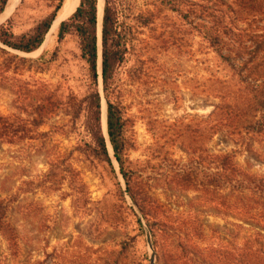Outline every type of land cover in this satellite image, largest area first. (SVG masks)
<instances>
[{
    "label": "rangeland",
    "instance_id": "374dc122",
    "mask_svg": "<svg viewBox=\"0 0 264 264\" xmlns=\"http://www.w3.org/2000/svg\"><path fill=\"white\" fill-rule=\"evenodd\" d=\"M56 1L19 0L0 25L28 34ZM259 1L122 0L112 99L137 205L84 150L78 38L57 46L59 24L33 53L0 45V264H264Z\"/></svg>",
    "mask_w": 264,
    "mask_h": 264
},
{
    "label": "trees",
    "instance_id": "16d2710c",
    "mask_svg": "<svg viewBox=\"0 0 264 264\" xmlns=\"http://www.w3.org/2000/svg\"><path fill=\"white\" fill-rule=\"evenodd\" d=\"M64 0H57L53 10L42 19L28 34L16 36L11 32L10 23L0 25V45L9 49L30 54L40 49L59 13ZM257 3H261L256 0ZM255 0H247L248 8L254 9ZM8 0H0V15L6 9ZM122 0H104L102 27L99 30L98 23V0H80L75 12L62 21L57 32V46L67 36L75 35L79 41V49L82 60L88 65L90 76V92L81 103V111L84 115V127L90 141L85 143L84 150L94 158L105 163L113 170L115 159L119 173L126 183V193L131 201L137 205L136 196L133 194V172L127 167L125 120L119 105L113 101L115 79L118 70L124 63L126 56L127 33L122 30L120 23ZM101 59V63L100 62ZM101 64V70H99ZM101 72V73H100ZM102 81L103 97L107 104V134L108 139L102 132L101 104L102 96L99 91V79ZM108 143L112 148L110 154ZM143 190V187H142ZM244 210V207H243ZM248 212V210L246 209ZM250 216L251 213H249ZM241 264H257L254 260H247Z\"/></svg>",
    "mask_w": 264,
    "mask_h": 264
},
{
    "label": "bare ground",
    "instance_id": "6f19581e",
    "mask_svg": "<svg viewBox=\"0 0 264 264\" xmlns=\"http://www.w3.org/2000/svg\"><path fill=\"white\" fill-rule=\"evenodd\" d=\"M18 4H19V0H9V2L6 6V9L4 10L2 16L8 17L9 15H11L15 11V9L17 8ZM78 5H79V0H66V4H65L64 8L61 11H59V13H58L53 25H52L51 31L49 32L47 37L53 32L54 28H57L58 25L62 21L66 20L76 10ZM103 10H104V0H98V23H99L100 29L102 27ZM47 37H46V39H47ZM99 63H101V62H99ZM99 70H101L100 66H99ZM101 85H102V81H101ZM101 112H102V120H101L102 132H103L104 136L107 138V125H106L107 124L106 123L107 104H106V101H103L101 104ZM108 148H109V151L111 152L112 148H111L109 143H108Z\"/></svg>",
    "mask_w": 264,
    "mask_h": 264
},
{
    "label": "water",
    "instance_id": "95a60500",
    "mask_svg": "<svg viewBox=\"0 0 264 264\" xmlns=\"http://www.w3.org/2000/svg\"><path fill=\"white\" fill-rule=\"evenodd\" d=\"M8 2H9V0H8ZM7 4H8V3H7ZM65 4H66V0L63 1V4H62L61 8L59 9V11H61V10L64 8ZM74 12H75V11H74ZM74 12H73V13H74ZM73 13H72V14H73ZM72 14H71V15H72ZM71 15H70V16H71ZM56 16H57V15H56ZM70 16H69V17H70ZM67 19H68V18H67ZM67 19H66V20H67ZM66 20H65V21H66ZM100 60H101V59H100ZM100 62H101V61H100ZM100 69H101V64H100ZM100 73H101V72H100ZM100 79H101V78H100ZM103 100H104V99H103ZM107 138H108V134H107ZM109 144H110V143H109ZM113 160L115 161L114 158H113ZM115 163H116V161H115Z\"/></svg>",
    "mask_w": 264,
    "mask_h": 264
}]
</instances>
